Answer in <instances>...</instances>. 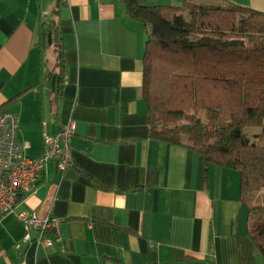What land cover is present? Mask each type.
Returning a JSON list of instances; mask_svg holds the SVG:
<instances>
[{
  "label": "crops",
  "instance_id": "1",
  "mask_svg": "<svg viewBox=\"0 0 264 264\" xmlns=\"http://www.w3.org/2000/svg\"><path fill=\"white\" fill-rule=\"evenodd\" d=\"M203 1L264 12V0ZM54 12L61 67L40 46ZM145 41L121 0H0V110L16 115L25 155L38 157L44 134L75 125L72 167L46 163L32 192L0 218V264H264L248 232L264 188L241 196L237 171L150 136ZM58 67L65 79L52 90ZM19 211L62 219L50 244L35 232L23 241Z\"/></svg>",
  "mask_w": 264,
  "mask_h": 264
},
{
  "label": "trees",
  "instance_id": "2",
  "mask_svg": "<svg viewBox=\"0 0 264 264\" xmlns=\"http://www.w3.org/2000/svg\"><path fill=\"white\" fill-rule=\"evenodd\" d=\"M143 25L142 97L150 136L235 170L240 194L264 188V12L230 3L184 0L149 6L121 0ZM42 23L40 46L63 45L58 16ZM50 38V43L48 39ZM56 82L65 79L58 67ZM4 111L0 110V113ZM249 237L264 262V205L249 208Z\"/></svg>",
  "mask_w": 264,
  "mask_h": 264
},
{
  "label": "built area",
  "instance_id": "3",
  "mask_svg": "<svg viewBox=\"0 0 264 264\" xmlns=\"http://www.w3.org/2000/svg\"><path fill=\"white\" fill-rule=\"evenodd\" d=\"M74 130V122L70 120L58 134H44L42 153L36 158H27V144L18 141L16 115L7 112L0 115V218L13 213L20 199L32 192L46 163L55 161L61 172L72 167L69 140ZM16 218L22 225L24 242H31V233L35 232L34 241L46 244L52 241L49 233L58 229L62 222V219L49 216L41 219L35 212L27 211H19Z\"/></svg>",
  "mask_w": 264,
  "mask_h": 264
},
{
  "label": "rangeland",
  "instance_id": "4",
  "mask_svg": "<svg viewBox=\"0 0 264 264\" xmlns=\"http://www.w3.org/2000/svg\"><path fill=\"white\" fill-rule=\"evenodd\" d=\"M202 3H208V2H205V1H203V0H200ZM214 4H220V5H222L223 3L222 2H216L215 3V1H212ZM47 55H48V57H50V58H53V56H54V53H53V51L52 50H50V51H48V53H47ZM44 96V98H45V100L47 101H50L51 103H52V100H53V96H52V92L51 91H48V92H45V94L43 95ZM263 195H264V190H262V192H261ZM263 197V196H262ZM264 205V204H263Z\"/></svg>",
  "mask_w": 264,
  "mask_h": 264
},
{
  "label": "water",
  "instance_id": "5",
  "mask_svg": "<svg viewBox=\"0 0 264 264\" xmlns=\"http://www.w3.org/2000/svg\"><path fill=\"white\" fill-rule=\"evenodd\" d=\"M48 43H50V38L48 39ZM55 83H56V77L52 76L51 81H50V85H51L52 90H54V88H55Z\"/></svg>",
  "mask_w": 264,
  "mask_h": 264
},
{
  "label": "bare ground",
  "instance_id": "6",
  "mask_svg": "<svg viewBox=\"0 0 264 264\" xmlns=\"http://www.w3.org/2000/svg\"><path fill=\"white\" fill-rule=\"evenodd\" d=\"M5 113H6V112H2V113H0V115L5 114ZM25 157H27V158H31V157L26 156V155H25Z\"/></svg>",
  "mask_w": 264,
  "mask_h": 264
}]
</instances>
